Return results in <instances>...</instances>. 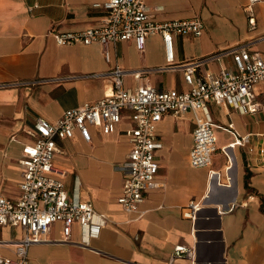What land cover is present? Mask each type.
Segmentation results:
<instances>
[{
  "label": "crops",
  "instance_id": "0c3cea01",
  "mask_svg": "<svg viewBox=\"0 0 264 264\" xmlns=\"http://www.w3.org/2000/svg\"><path fill=\"white\" fill-rule=\"evenodd\" d=\"M104 1L0 0V84L28 82L0 86L1 195L19 197V160L22 146L34 141V119L55 122L64 110L99 100L110 92L106 73L114 66L153 69L138 79L124 76L125 88L188 90L180 70L158 69L166 65L159 34L146 39L143 53L132 41L56 44L54 32L101 24L105 12L93 4ZM147 4L155 21L198 17L203 22L198 37L174 36L176 62L240 44L264 59V0L253 3L251 12L248 0H148ZM224 67H233L229 56L208 62L197 74ZM37 80L44 81L31 84ZM253 90L262 103L255 114L207 102L217 147L209 167L189 164L194 128L190 113L181 118L165 115L156 124L161 142L155 153L159 185L133 212L117 202L124 175L116 166L130 149L126 116L110 134L91 127L90 141L78 130L70 138H56V175L69 194L91 201L108 223L90 238L89 246L77 243L81 237L77 225L75 243L62 242L57 224L45 235L50 241L29 247V264H168L178 244L191 247L194 256L178 258L174 264H264V82L254 84ZM238 139L239 144L230 146ZM191 203L197 210L188 216ZM20 235L18 227L0 226V239ZM0 255L13 257V250L0 246Z\"/></svg>",
  "mask_w": 264,
  "mask_h": 264
},
{
  "label": "built area",
  "instance_id": "2783aa9c",
  "mask_svg": "<svg viewBox=\"0 0 264 264\" xmlns=\"http://www.w3.org/2000/svg\"><path fill=\"white\" fill-rule=\"evenodd\" d=\"M248 12L258 0H248ZM148 0H106L94 3L105 16L101 24L69 31L54 32L58 45L75 43L100 44L132 41L139 53H143L146 39L154 34L162 38L166 65L160 70L176 71L183 74L187 91L162 90L149 85H140L134 90L123 86V77L131 75L138 79L153 69L125 70L114 66L106 74L110 77V92L94 102H87L76 108L64 110L55 121L49 122L36 117L33 122L34 141L22 146V167L19 183L20 194L10 199L0 194V226L18 227L21 235L10 240L0 239V246L12 248L13 257L0 255V264H29L28 249L32 244L48 242L45 235L60 224L61 241L75 243L73 227L80 229V241L89 246L91 237L98 235L108 223L107 218L98 213L91 201L81 200L69 194L63 180L56 175L53 159L59 151L56 138H70L78 130L86 141L91 140L90 128L96 127L102 134L115 131L124 116L130 121L127 129L130 149L126 159L116 168L124 175L121 193L117 202L126 212L137 211L146 194L155 189L158 163L156 150L161 142L156 134V124L165 116L181 118L192 115L194 128L192 146L188 154L190 166L209 167L212 155L217 150L213 134L214 123L209 116L207 102L227 104L234 110H245L255 114L262 109L253 87L264 82V59L248 50L247 44L217 51L209 56L176 62L174 57V36L198 37L204 25L200 18H184L155 21L150 14ZM249 24L254 18L249 16ZM229 56L232 68H220L213 73L209 70L197 74L210 61H219ZM109 60V53L105 52ZM155 70V69H154ZM157 70V69H156ZM53 79L51 81H57ZM44 80H37V84ZM2 83L0 86L22 85ZM236 140L230 146L240 143ZM263 148H259V155ZM193 216L196 204H190ZM194 251L183 244L175 245L168 264L178 258H193Z\"/></svg>",
  "mask_w": 264,
  "mask_h": 264
},
{
  "label": "rangeland",
  "instance_id": "374dc122",
  "mask_svg": "<svg viewBox=\"0 0 264 264\" xmlns=\"http://www.w3.org/2000/svg\"><path fill=\"white\" fill-rule=\"evenodd\" d=\"M159 75L163 76V74H162V73H160Z\"/></svg>",
  "mask_w": 264,
  "mask_h": 264
}]
</instances>
